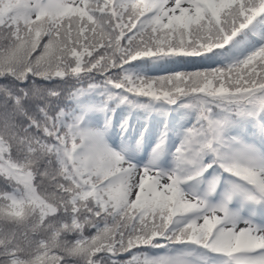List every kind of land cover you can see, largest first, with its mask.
Wrapping results in <instances>:
<instances>
[{
  "label": "snow or ice",
  "instance_id": "snow-or-ice-1",
  "mask_svg": "<svg viewBox=\"0 0 264 264\" xmlns=\"http://www.w3.org/2000/svg\"><path fill=\"white\" fill-rule=\"evenodd\" d=\"M0 264H264V0H0Z\"/></svg>",
  "mask_w": 264,
  "mask_h": 264
},
{
  "label": "trees",
  "instance_id": "trees-1",
  "mask_svg": "<svg viewBox=\"0 0 264 264\" xmlns=\"http://www.w3.org/2000/svg\"><path fill=\"white\" fill-rule=\"evenodd\" d=\"M139 118H144V119H148L147 117H144L143 116V114H139V115H137V114H133V119L135 120V119H139Z\"/></svg>",
  "mask_w": 264,
  "mask_h": 264
}]
</instances>
